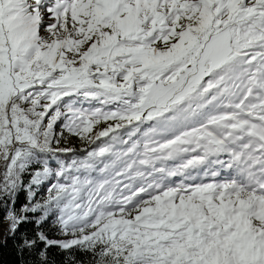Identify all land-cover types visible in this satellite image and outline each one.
Here are the masks:
<instances>
[{"label": "snow or ice", "instance_id": "1", "mask_svg": "<svg viewBox=\"0 0 264 264\" xmlns=\"http://www.w3.org/2000/svg\"><path fill=\"white\" fill-rule=\"evenodd\" d=\"M0 210L19 264H264V0H0Z\"/></svg>", "mask_w": 264, "mask_h": 264}, {"label": "trees", "instance_id": "2", "mask_svg": "<svg viewBox=\"0 0 264 264\" xmlns=\"http://www.w3.org/2000/svg\"><path fill=\"white\" fill-rule=\"evenodd\" d=\"M76 145H78V141L74 140ZM24 202V197L21 195L20 203ZM3 211L0 210V220H2ZM3 222H0V226ZM24 228L31 229L33 225H25ZM4 237H0V264H19V257L16 254V249L14 247L15 241L12 239L7 240V243L4 242ZM53 259L56 260L59 264L61 259L58 252H53Z\"/></svg>", "mask_w": 264, "mask_h": 264}, {"label": "rangeland", "instance_id": "3", "mask_svg": "<svg viewBox=\"0 0 264 264\" xmlns=\"http://www.w3.org/2000/svg\"><path fill=\"white\" fill-rule=\"evenodd\" d=\"M74 140H75V139H73V140L70 142V145H69V146H74V145H76V142H75ZM7 228H8V224H7V222H3V223L1 224V226H0V237H4Z\"/></svg>", "mask_w": 264, "mask_h": 264}]
</instances>
